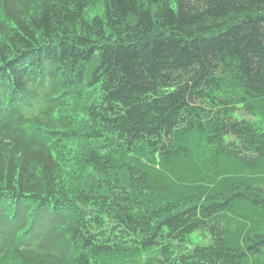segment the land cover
Instances as JSON below:
<instances>
[{
	"label": "trees",
	"instance_id": "1",
	"mask_svg": "<svg viewBox=\"0 0 264 264\" xmlns=\"http://www.w3.org/2000/svg\"><path fill=\"white\" fill-rule=\"evenodd\" d=\"M0 264H264V0H0Z\"/></svg>",
	"mask_w": 264,
	"mask_h": 264
}]
</instances>
